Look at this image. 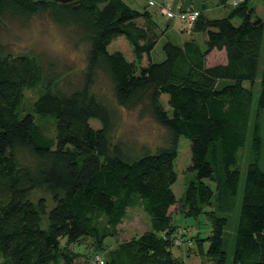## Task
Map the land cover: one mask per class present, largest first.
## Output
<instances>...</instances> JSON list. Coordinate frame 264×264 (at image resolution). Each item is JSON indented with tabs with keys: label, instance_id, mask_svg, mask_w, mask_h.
<instances>
[{
	"label": "trees",
	"instance_id": "16d2710c",
	"mask_svg": "<svg viewBox=\"0 0 264 264\" xmlns=\"http://www.w3.org/2000/svg\"><path fill=\"white\" fill-rule=\"evenodd\" d=\"M129 1L0 0V28L8 18L46 14L58 26L75 28L89 45L87 86L84 92L66 93L52 65L46 70L39 57L14 55L0 43V264H89L73 249L86 240L102 254L94 264H185L173 248L191 242L195 248L188 253L227 264L224 236L238 206L233 264H264L258 127L264 114V19L251 7L252 0H233L237 4L222 19L197 10L190 33L201 36L204 45L195 36L183 47L166 42L165 60L155 63L151 54L159 39L158 24L148 7L137 11ZM228 2L220 0L222 6ZM139 19L146 21L145 27L138 26ZM119 37L130 44L134 61L108 51ZM215 50L225 51L227 62L208 67ZM99 72L109 79L121 108H140V117L152 115L168 133L166 146L137 158L120 144L111 147L114 115L92 93ZM259 78L254 111L253 88ZM34 89L38 98L27 110L25 93ZM42 120L53 122V136ZM92 120L102 127L94 128ZM251 132L253 155L242 180L239 152ZM181 137L191 143L188 170L196 178L178 202L172 187L178 180ZM20 154L34 162L24 164ZM39 188L51 193V206L45 199L30 200ZM178 204V214L194 220L205 216L209 228L190 241L180 238L170 211ZM132 207L143 209L151 229L108 250L107 243L117 237ZM181 235L189 237V232Z\"/></svg>",
	"mask_w": 264,
	"mask_h": 264
},
{
	"label": "rangeland",
	"instance_id": "374dc122",
	"mask_svg": "<svg viewBox=\"0 0 264 264\" xmlns=\"http://www.w3.org/2000/svg\"><path fill=\"white\" fill-rule=\"evenodd\" d=\"M149 1L130 0L128 5L137 11H144L148 7L151 15H153L154 22L158 24L156 32L158 33L159 39L151 54V59L155 63H161L165 60L166 56L163 52V46L166 42L183 47L187 40L193 39V34L185 32L186 26L183 22L177 19L168 20L166 17L158 14L159 6L164 5L172 8L174 11L194 8L205 11L207 18L222 19L229 16L233 9L232 4L234 3L232 2L233 0H229L228 6H222L220 0H154L157 6L149 7ZM250 5L264 19V0H252ZM239 23V20H234L235 25ZM137 24L140 27H145L146 21L139 19ZM196 39L200 45H204L201 36H197ZM0 43L5 46L8 52L14 55L29 54L39 57L46 70L52 65L59 78V88L64 92L71 93L80 90L84 92L87 86L85 73L88 66L87 55L89 45L86 44L84 37L75 28L58 26L46 14L38 15L31 19L8 18L0 28ZM108 51L110 53L122 52L130 62L135 59L133 50L125 37H119L114 40L109 46ZM225 62L226 56L223 53L215 51L209 55L207 66L211 67L224 64ZM147 64L148 58L145 57L142 65L146 66ZM253 90V109L255 111L261 92L260 78L255 83ZM92 93L114 115L115 127L109 135L111 147L120 144L127 153H130L132 158H137L143 155V151L155 153L159 148L167 145L168 133L157 124L149 112L144 117H140V108L124 109L118 105L109 79L101 72L98 73L95 85L92 86ZM38 95V89L25 93L24 107L27 110L30 109L32 103L38 98ZM162 101L168 109V96L164 95ZM39 123L49 135L53 136L55 134L54 124L51 120H42ZM90 123L94 128L100 129L102 127L96 120H92ZM258 127L262 142L260 165L264 169V114L260 116ZM252 139L253 132L249 134L244 149L239 152L242 180L244 179L248 162L253 155ZM20 159L24 164H32L34 162L26 154H20ZM190 164L191 143L187 138L181 137L178 157L175 162V171L178 174V180L172 187L178 202L184 198L189 183L196 178V173L188 170ZM29 198L35 203L41 199H45L51 206L53 196L47 189L39 188L32 192ZM170 211L173 214L174 224L179 227L177 235H180L182 239L190 241L191 237H195L200 230L205 231L209 228L210 223L205 216L194 220L178 214L181 211V204L172 207ZM238 215L239 206L230 217V223L226 228L224 236L225 249L228 253L227 264H233V243ZM150 229V218L143 209L141 207L129 208L127 218L119 226V234L107 243L106 248L108 250L114 249L119 243L129 241L134 237L146 233ZM186 230L189 232V237L184 236L183 238L181 234L185 233ZM209 233H204L202 237H207ZM177 243L178 240L176 241ZM192 243L190 245L183 243L181 248H179L180 246L173 248V254L176 257H183L185 264H212L213 262L207 256L200 257L193 250L188 253L189 249L195 248L194 244L191 246ZM73 249L80 254L81 262L89 264H94L95 260L97 261V255H102L101 253L94 252L90 240H86L82 246H76Z\"/></svg>",
	"mask_w": 264,
	"mask_h": 264
},
{
	"label": "built area",
	"instance_id": "2783aa9c",
	"mask_svg": "<svg viewBox=\"0 0 264 264\" xmlns=\"http://www.w3.org/2000/svg\"><path fill=\"white\" fill-rule=\"evenodd\" d=\"M234 4H237V2H234ZM148 5L149 7H156L157 3L154 0H150L148 2ZM159 13L163 17H166L168 20L177 19L183 22L186 26L187 33L192 31L194 24L199 17V12L194 8L188 10L180 9L178 11H174L172 8L164 5L159 6Z\"/></svg>",
	"mask_w": 264,
	"mask_h": 264
},
{
	"label": "water",
	"instance_id": "95a60500",
	"mask_svg": "<svg viewBox=\"0 0 264 264\" xmlns=\"http://www.w3.org/2000/svg\"><path fill=\"white\" fill-rule=\"evenodd\" d=\"M42 1H48V0H42ZM53 1L60 3V4H68V3L74 2L76 0H53Z\"/></svg>",
	"mask_w": 264,
	"mask_h": 264
},
{
	"label": "crops",
	"instance_id": "0c3cea01",
	"mask_svg": "<svg viewBox=\"0 0 264 264\" xmlns=\"http://www.w3.org/2000/svg\"><path fill=\"white\" fill-rule=\"evenodd\" d=\"M194 36L197 37V35H194ZM194 36H193V37H194ZM215 51H217V50H215ZM215 51H214V52H215ZM214 52H212V53H214ZM217 52H219V53H223L224 56H226L225 51H217ZM212 53H211V54H212ZM226 62H227V58H226ZM226 62H225L224 64H226Z\"/></svg>",
	"mask_w": 264,
	"mask_h": 264
}]
</instances>
